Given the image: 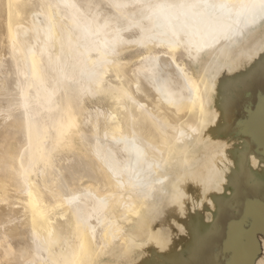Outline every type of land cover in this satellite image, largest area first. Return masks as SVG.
<instances>
[{"label":"bare ground","instance_id":"obj_1","mask_svg":"<svg viewBox=\"0 0 264 264\" xmlns=\"http://www.w3.org/2000/svg\"><path fill=\"white\" fill-rule=\"evenodd\" d=\"M0 264H264V0H0Z\"/></svg>","mask_w":264,"mask_h":264}]
</instances>
